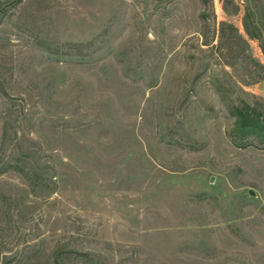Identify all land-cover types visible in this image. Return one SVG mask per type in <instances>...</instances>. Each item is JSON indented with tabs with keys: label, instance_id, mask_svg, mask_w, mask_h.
<instances>
[{
	"label": "rangeland",
	"instance_id": "1",
	"mask_svg": "<svg viewBox=\"0 0 264 264\" xmlns=\"http://www.w3.org/2000/svg\"><path fill=\"white\" fill-rule=\"evenodd\" d=\"M261 43L264 0L3 9L0 264H264Z\"/></svg>",
	"mask_w": 264,
	"mask_h": 264
},
{
	"label": "trees",
	"instance_id": "2",
	"mask_svg": "<svg viewBox=\"0 0 264 264\" xmlns=\"http://www.w3.org/2000/svg\"><path fill=\"white\" fill-rule=\"evenodd\" d=\"M246 18L249 19L252 31L255 34V29H253L252 25L253 18L249 7L246 9ZM254 34H251V36L258 39L257 35ZM261 48L264 51L263 45H261ZM230 112L236 118L235 135L239 140H243L249 136H254L259 141L264 140V116L257 108L244 104L240 107L231 106ZM9 168L12 167L7 165L0 169V172H6ZM15 168L19 169L18 167Z\"/></svg>",
	"mask_w": 264,
	"mask_h": 264
},
{
	"label": "water",
	"instance_id": "3",
	"mask_svg": "<svg viewBox=\"0 0 264 264\" xmlns=\"http://www.w3.org/2000/svg\"><path fill=\"white\" fill-rule=\"evenodd\" d=\"M16 1H18V0H11V1H9L8 3L4 4V5L0 8V12H1L3 9H5L6 7H8L9 5L15 3ZM252 25H253V29H254V24H252ZM255 33H256V32H255ZM256 35H257V34H256ZM257 37H258V39L260 40V37H259L258 35H257ZM261 45H262V43H261ZM249 194H250V195H253L252 192H250Z\"/></svg>",
	"mask_w": 264,
	"mask_h": 264
}]
</instances>
